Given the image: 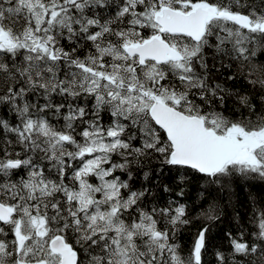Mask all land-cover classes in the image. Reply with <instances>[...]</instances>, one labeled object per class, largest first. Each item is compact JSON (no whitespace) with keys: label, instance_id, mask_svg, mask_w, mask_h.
Listing matches in <instances>:
<instances>
[{"label":"snow or ice","instance_id":"obj_1","mask_svg":"<svg viewBox=\"0 0 264 264\" xmlns=\"http://www.w3.org/2000/svg\"><path fill=\"white\" fill-rule=\"evenodd\" d=\"M0 264H264V0H0Z\"/></svg>","mask_w":264,"mask_h":264}]
</instances>
